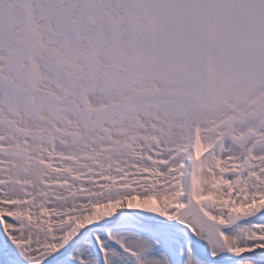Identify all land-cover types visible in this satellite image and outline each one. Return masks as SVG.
I'll return each instance as SVG.
<instances>
[{"label":"snow or ice","instance_id":"1","mask_svg":"<svg viewBox=\"0 0 264 264\" xmlns=\"http://www.w3.org/2000/svg\"><path fill=\"white\" fill-rule=\"evenodd\" d=\"M0 264H264V0H0Z\"/></svg>","mask_w":264,"mask_h":264}]
</instances>
